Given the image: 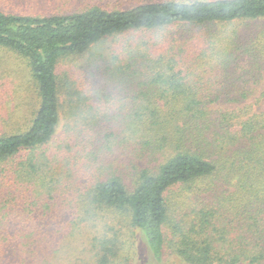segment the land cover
<instances>
[{
	"label": "trees",
	"instance_id": "1",
	"mask_svg": "<svg viewBox=\"0 0 264 264\" xmlns=\"http://www.w3.org/2000/svg\"><path fill=\"white\" fill-rule=\"evenodd\" d=\"M0 51L25 67L0 97V245L53 264L40 233L98 229L88 264H118L125 221L137 264H264V0L0 10Z\"/></svg>",
	"mask_w": 264,
	"mask_h": 264
},
{
	"label": "rangeland",
	"instance_id": "2",
	"mask_svg": "<svg viewBox=\"0 0 264 264\" xmlns=\"http://www.w3.org/2000/svg\"><path fill=\"white\" fill-rule=\"evenodd\" d=\"M152 1L159 2L161 0H0V10L22 16L50 17L81 13L95 6H100L105 9H129ZM69 66H72L71 62L63 64L61 70ZM197 69L202 71L203 67H198ZM24 70V65H21V62L19 63L14 55L0 51V94L2 92L0 97L2 98V102H9L14 106L20 104V101L15 95L22 92L19 86L24 80ZM262 106L264 107V102ZM63 124L64 122L60 126L56 136L58 140L63 135ZM190 194V191L177 188L172 196L175 198L174 202H179L180 200L184 202L188 200ZM187 212H191V210H187L186 213ZM56 224H61V222L57 221L51 227ZM9 225L10 226L1 232V235L11 237L14 235V231L18 230L17 225L13 223ZM19 225L25 226V224ZM38 225L41 228L42 223L39 222ZM65 225L64 230L68 233H75L78 230H80V232L66 239L62 238L60 235L55 236L53 232L40 233L45 236L46 240H53L51 242L53 243L52 246H54L55 250L58 252L54 254L55 259H53V264H88L91 261L94 239L99 235L98 229L82 230V228H80L77 230L70 227L67 221H65ZM191 226L192 224L186 221L183 228L188 231V228H191ZM117 228L119 237L118 245L121 251L119 254L120 256L116 257V262L118 264H137L139 257L144 258L142 255L145 253L146 248L142 246V241L136 244L133 235L134 231L128 223L124 221V223H120ZM108 234L112 236L111 232ZM11 241L15 242L14 240H10V242ZM10 242L6 241L0 245V264H42L40 262V255H43L42 246L39 247L37 244H33L32 249L25 248V251L21 253L18 250V247H20L18 246V242L20 241H16L17 243L15 244H11L12 242ZM170 252L171 255H169L166 264H190L182 256L176 255L172 253V251ZM144 260L146 261V259Z\"/></svg>",
	"mask_w": 264,
	"mask_h": 264
}]
</instances>
